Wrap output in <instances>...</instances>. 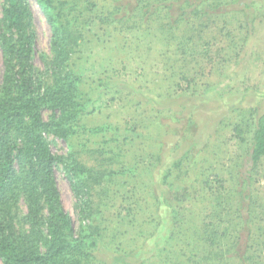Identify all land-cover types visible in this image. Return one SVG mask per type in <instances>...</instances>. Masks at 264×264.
I'll list each match as a JSON object with an SVG mask.
<instances>
[{
  "label": "trees",
  "instance_id": "1",
  "mask_svg": "<svg viewBox=\"0 0 264 264\" xmlns=\"http://www.w3.org/2000/svg\"><path fill=\"white\" fill-rule=\"evenodd\" d=\"M86 2V10L90 13L83 17L81 13H84L85 6L79 11L81 0H2L0 264L92 263L95 243L91 239H96L100 233L90 218L99 216V197L104 190L105 197H108L112 185L104 186V181H114L117 174L100 169L96 163L88 166L79 157L80 152L57 155L47 142L49 136L66 142L84 129L81 122L85 105L89 102L84 103L79 90L82 82L78 84L79 77L71 60L85 38V25L94 23L100 26V31L111 29L121 34L135 31L144 37L158 32L159 38L167 46L171 45L164 53L171 55L169 60L178 64V70L170 78L188 83L199 72V56H196L195 48L204 45L203 53L209 49L208 42L198 40L202 39L205 30L217 27L218 22L229 24L231 17L238 12L249 16L255 9L259 11L255 15L264 16V0H259L261 4L255 0ZM230 2L236 3V9L231 13ZM33 4L40 8L51 29L47 54L36 48ZM221 16L224 17L222 21L219 20ZM244 21L248 23L247 19ZM104 37L101 33L100 39ZM184 39L191 44L184 43ZM36 57L41 67L35 64ZM256 111V108L249 111L252 138L250 153L245 160L247 170L242 173L235 165V178L231 177L232 185L228 188L219 185L217 177L205 181L204 188L198 193L205 191L202 201L208 199L204 204L207 212L199 224L188 219L184 229L179 224L187 218L179 204L187 196L196 198L197 192L189 191L190 187L183 183L189 178V171L182 170L183 159L175 163L174 179L180 180L184 186L175 192L174 185L166 187V194L175 197V207L169 204L168 197L161 202L172 208L171 212L175 214L172 236L160 249L167 264L171 261L173 264H264V212L257 208L250 183L255 181L253 177L264 159V109L261 113ZM99 132L100 129H94L90 134ZM58 171L68 179L76 206L83 211L77 236L62 205L57 185ZM170 174L169 169L162 177V185L167 180L169 183ZM118 182L119 186L125 184ZM132 186L133 190L137 188L136 183ZM117 193L115 190L113 199L118 198ZM150 195L154 197V191ZM122 199L124 197L119 205L123 204ZM154 201L160 205L158 198ZM22 206L25 213H22ZM256 211L259 225L253 224ZM89 219L90 223H84ZM175 237L179 245L173 243Z\"/></svg>",
  "mask_w": 264,
  "mask_h": 264
},
{
  "label": "rangeland",
  "instance_id": "2",
  "mask_svg": "<svg viewBox=\"0 0 264 264\" xmlns=\"http://www.w3.org/2000/svg\"><path fill=\"white\" fill-rule=\"evenodd\" d=\"M81 2L79 11L85 6L81 15L88 16L87 2ZM228 8L231 13L236 3L230 2ZM1 10L2 0L0 16ZM257 12L254 9L249 16L234 13L229 24L218 22L217 27L202 33L198 40L208 42L209 49L203 53L204 45L195 48L199 72L188 83L170 78L178 64L164 53L171 45L167 46L158 32L144 37L135 31L121 34L111 29L100 31L94 23L85 25V38L71 60L78 84L82 82L79 90L84 103L89 102L81 122L84 129L66 142L53 136L47 142L57 155L80 152L88 166L96 163L117 174L114 181H104V186L112 185L108 197L104 190L99 197V216L90 218L100 233L91 239L95 243L91 264H167L160 249L172 236L175 214L161 202L168 197L175 207L176 200L173 194H166V187L174 185L175 192L185 185L197 192L196 198L187 196L179 204L187 218L179 224L184 229L188 219L199 224L207 212L204 204L208 199L202 201L205 191L198 193L205 181L217 177L219 185L228 188L236 169L247 170L245 160L252 138L249 111L256 108L261 113L264 109V16L255 15ZM32 15L36 48L47 54L51 29L35 4ZM183 42L191 44L187 39ZM35 64L42 65L37 57ZM94 129L100 132L91 135ZM85 147L89 150H83ZM180 159L182 170L189 171L184 185L174 179V165ZM235 165L238 167L233 169ZM169 169V183L162 185ZM256 171L251 193L258 210L264 212V159ZM118 180L125 184L119 186ZM57 185L77 236L83 211L76 206L68 179L59 171ZM115 190L118 198L113 199ZM121 197L123 204L119 205ZM257 212L253 224L259 225ZM172 240L179 245L177 237Z\"/></svg>",
  "mask_w": 264,
  "mask_h": 264
}]
</instances>
